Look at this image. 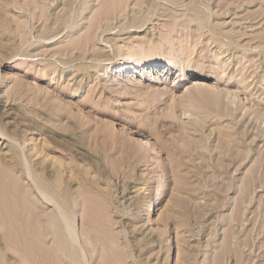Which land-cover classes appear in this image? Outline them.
<instances>
[{
    "label": "rangeland",
    "instance_id": "rangeland-1",
    "mask_svg": "<svg viewBox=\"0 0 264 264\" xmlns=\"http://www.w3.org/2000/svg\"><path fill=\"white\" fill-rule=\"evenodd\" d=\"M0 156V264H264V0H0Z\"/></svg>",
    "mask_w": 264,
    "mask_h": 264
},
{
    "label": "bare ground",
    "instance_id": "bare-ground-1",
    "mask_svg": "<svg viewBox=\"0 0 264 264\" xmlns=\"http://www.w3.org/2000/svg\"><path fill=\"white\" fill-rule=\"evenodd\" d=\"M199 73V72H198ZM203 73V72H202ZM199 74V75H202L204 76L205 74ZM3 161V159L1 158L0 156V161ZM5 160V159H4ZM10 167V166H9ZM3 168V167H2ZM11 168V167H10ZM9 170V169H8ZM12 171V170H11ZM10 170L8 171L7 176L9 177L10 175L9 172H11ZM7 172V171H5ZM12 176V175H11ZM10 178V177H9ZM13 181V180H12ZM6 184L7 183H10L9 181H6ZM13 183V182H12ZM9 185V184H8ZM5 189V188H4ZM3 189V191H4ZM9 190V188H8ZM12 191V194L13 196H15V198L17 199V196H18V190H10ZM2 192V191H1ZM8 195V194H7ZM0 202L3 201V197L5 198L6 196H3L2 197V194H0ZM28 198V196H27ZM6 199V198H5ZM4 199V200H5ZM9 202V201H8ZM33 201H31L32 203ZM36 204V203H35ZM103 205V204H102ZM1 206V205H0ZM95 206V205H94ZM104 206V205H103ZM103 206H101L99 209L95 208L93 210V214L91 215V219H92V222H91V225L88 226L87 230H86V237H89V239H91V242H90V247H92V251L94 250H97L98 251V264H125V262L128 260L129 257H127V255L125 254V251H121L120 249H118V247L116 245V241L117 239L119 240L120 239V234L118 232H114V228H115V224L116 222L113 221V218L111 217L112 215H110V218H107V215L106 216H103ZM113 205L112 204H109L108 205V210H109V213H113L114 214V207H112ZM97 207V206H96ZM35 208V207H34ZM106 208V207H104ZM28 209V208H26ZM30 209V208H29ZM24 210V208H23ZM31 210V209H30ZM1 212V211H0ZM32 212L31 211H28ZM27 212V213H28ZM105 212V211H104ZM26 211H25V214H27ZM55 213V212H54ZM106 213H107V210H106ZM21 215V214H20ZM45 215H46V219H45ZM42 214V212H39V211H36L34 212V214L30 215L32 216L31 220H29V218L26 216H23L21 215V219L23 220V222H25V225L28 224V223H31L33 224V228L35 229V232L38 234V239H42V240H47V237L49 235H51L50 233L52 232H49L50 228L52 225H53V220H54V217L56 216V214ZM34 216V217H33ZM48 217H51L52 220H47ZM20 218V216H19ZM112 218V219H111ZM18 220V219H17ZM26 220L30 221V222H26ZM48 221H49V224H48ZM45 223V224H44ZM51 225V226H50ZM87 226V225H86ZM29 227V226H28ZM52 228V227H51ZM92 229L94 231H96V236L95 238L92 237L91 235V232H92ZM52 231V230H51ZM46 232V233H45ZM49 232V233H47ZM66 232V231H65ZM68 232V231H67ZM45 233V234H44ZM43 234V235H42ZM94 234V233H93ZM31 235V233L29 234V236ZM32 237V236H31ZM40 237V238H39ZM25 238V237H24ZM28 239V238H27ZM31 241V240H30ZM37 241V240H36ZM49 241H52V242H55V239L51 238L49 239ZM48 241V242H49ZM32 242V241H31ZM42 242V241H41ZM44 243V242H43ZM50 243V242H49ZM56 243V242H55ZM54 243V245H55ZM126 245V244H125ZM34 246V245H33ZM52 246V245H49V247ZM53 247V246H52ZM51 247V248H52ZM89 247V246H88ZM89 247V248H90ZM124 247V246H123ZM121 248V247H120ZM129 248V246H128ZM124 249L127 251L128 249H126L124 247ZM42 250V249H41ZM71 250V249H69ZM85 250L86 247H85ZM89 251V250H88ZM129 251V250H128ZM32 252V251H31ZM70 252H74V251H70ZM96 251H94V254H95ZM53 253V252H52ZM69 253V252H68ZM93 253V252H92ZM134 253V252H133ZM35 255V254H34ZM54 255V254H53ZM71 258H73L74 260H79L80 262V257L79 256H72V254L70 253L69 254ZM90 255V254H89ZM52 256V255H51ZM59 255H57L58 257ZM94 255H90L89 257H91V260L93 258ZM52 258V257H51ZM60 258V257H59ZM42 259H43V256H42ZM48 260H50L48 258ZM39 261V260H38ZM59 261V260H58ZM60 262V261H59ZM49 263V262H48ZM51 263H53V261L51 260ZM81 263V262H80ZM128 263V262H127ZM82 264V263H81Z\"/></svg>",
    "mask_w": 264,
    "mask_h": 264
}]
</instances>
